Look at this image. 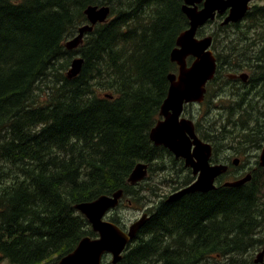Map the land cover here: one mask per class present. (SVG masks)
<instances>
[{"label": "trees", "instance_id": "obj_1", "mask_svg": "<svg viewBox=\"0 0 264 264\" xmlns=\"http://www.w3.org/2000/svg\"><path fill=\"white\" fill-rule=\"evenodd\" d=\"M183 5V0H0V259L59 264L84 238L98 237L76 206L121 189L129 195L128 179L139 163L152 171L154 161L170 155L150 133L162 119L168 76L178 72L171 53L189 28ZM89 6L110 7V18L77 49L67 50V40L88 23ZM259 11L254 6L228 28L241 41L257 36ZM220 41L227 44L214 47L218 66L209 96V87L223 82L228 70L241 69L234 66L230 36ZM259 42L253 46L260 49ZM75 57L83 59V67L70 79ZM253 69L264 85V57ZM246 87L241 84L220 128H232L256 149L264 141V90L255 96ZM214 147L217 154L222 149L216 141ZM251 176L240 187L160 201L119 264H231L225 260L231 255L239 264H255L253 254L264 247L258 186L264 168ZM192 183L188 172L178 186Z\"/></svg>", "mask_w": 264, "mask_h": 264}, {"label": "water", "instance_id": "obj_2", "mask_svg": "<svg viewBox=\"0 0 264 264\" xmlns=\"http://www.w3.org/2000/svg\"><path fill=\"white\" fill-rule=\"evenodd\" d=\"M255 0H183V12L189 20V28L180 34L177 47L171 53V60L178 66V73L168 76L170 83L168 96L161 106V120L150 133V139L156 146H163L170 150L176 158L183 159L186 167L193 170L197 180L177 197L199 188L204 191L215 189L216 179L225 170L219 166H211L212 148L196 135V127L192 120L182 117L184 107L188 104L203 103L207 92V85L215 77L217 58L212 50L213 37H198V31L209 22L218 17L225 19L222 26L239 23L245 18L250 9V4ZM111 10L109 7L89 6L84 14L89 24L78 29V34L65 45L67 50L77 49L87 34L93 32L97 24L108 21ZM193 61L189 65L188 59ZM83 67V60L76 58L71 64L67 76L70 79L77 77ZM247 74L240 78L246 82ZM260 165L264 168V150L260 158ZM149 165L139 163L128 182L135 186L148 177ZM249 174L245 178L227 183L228 187H240L251 180ZM176 195V194H175ZM174 196V195H173ZM123 191L120 190L112 196L103 195L95 201L76 206L92 225L99 238L83 239L73 253L63 258L59 264H102L105 254L113 257V264H118L123 258L129 243L137 236L138 232L148 221V215L136 221L123 231L119 226L105 221L107 213L118 207ZM256 264H264V247L258 254Z\"/></svg>", "mask_w": 264, "mask_h": 264}, {"label": "rangeland", "instance_id": "obj_3", "mask_svg": "<svg viewBox=\"0 0 264 264\" xmlns=\"http://www.w3.org/2000/svg\"><path fill=\"white\" fill-rule=\"evenodd\" d=\"M251 6L252 8L254 6H258L260 10H262L259 11L258 17L259 23H261V33H258L257 36L252 34L248 39L241 41L238 33L231 32V30H233L234 28H226L224 30H221V21H217L218 23L216 24L211 23L199 32V38H204L206 36L212 35H214V37H217L218 41L214 45V47H216V51L218 48H221L227 44L220 40L224 35H229L230 41H232L231 43L233 44L231 50L235 52L233 58L234 66H236V68H239L240 66L241 69L236 71L228 70L225 74V79H223V82H216L209 87L210 96L207 98L206 102L202 104V106H190L188 108V111L185 112V117L192 119L194 122L196 121V123L199 124L201 129L205 132V136H218V139L215 140L217 150L219 149L220 145H222L223 147L232 145L233 148H236V154L238 153L239 157L245 158L246 164H252V169H254L257 167V163H259L263 147L259 150L252 149L250 148L251 145L248 143V141L245 138H242V135L232 128H227V130H223L220 128V119L222 118V116H225L227 114L230 108L234 107L237 95L242 92L241 84L243 82H228L227 80L230 81L228 76L233 74L250 75L252 79H254V81H248L243 84L247 85L245 90L249 91L251 95L261 96L262 91L264 90V85L261 81L262 79L258 78L257 73H255L253 69V66L257 64V61L259 62V60L264 57L263 46L259 42V40L261 41V38H264V0H256L251 3ZM87 24H89V22ZM76 34H78V30ZM71 39L72 38L68 39L67 41ZM258 42L260 45V49L253 46L255 43L258 44ZM245 47H247L246 51L243 50ZM257 57H259L258 60H256ZM76 58L78 57H75L74 59ZM207 124H210V134H208L207 132ZM203 131H199V135L203 134ZM254 137H258V135ZM247 151L251 152H248L246 156ZM176 160H178V158H176L173 153L172 155L170 153V155H165L162 158L154 161L153 163L155 169L151 171L150 168L148 171V177L145 180L135 186H130L132 188L129 195H125L123 190V197L119 202L120 205L116 210L108 213L106 220L111 222L115 221L122 226H129L136 220L140 219L143 214L149 213V211L152 210L158 204V202L166 198L168 195L170 196L171 193L175 191V187L178 186V183L184 180L188 172L189 176L193 179V182H195L197 180V177L194 175L193 171H191L190 169H186L185 162L179 163ZM242 171H244V169H242ZM246 175L235 172V174L233 175L223 176L220 181L221 183L234 182L240 180L241 178H244ZM260 182L262 184H258V186H260L261 188V201L264 202V178H260ZM135 244L136 242L133 245ZM259 252L260 249H257V251H255V253L253 254L254 259ZM31 255L32 251H30V254H27L25 258L28 260L29 258H31ZM225 260H228L231 264H239V260H237L235 256L232 255L230 258H226ZM0 264L11 263L1 257ZM102 264H112V262L109 257H105Z\"/></svg>", "mask_w": 264, "mask_h": 264}, {"label": "flooded vegetation", "instance_id": "obj_4", "mask_svg": "<svg viewBox=\"0 0 264 264\" xmlns=\"http://www.w3.org/2000/svg\"><path fill=\"white\" fill-rule=\"evenodd\" d=\"M223 19H225V17H218V19L216 20V21H213V22H209L207 25H209V24H211V23H213V24H216V23H218L217 21H223ZM221 22H220V29L221 30H224V29H226V28H228L230 25H232V24H229L228 26H222L221 25ZM206 25V26H207ZM206 26H204V27H206ZM204 27H202L201 29H199V32L204 28ZM212 37L213 38H215L214 37V35H212ZM214 42L215 41H213V47H212V49L214 50ZM260 43H261V45L263 46V50H264V38H261V41H260ZM214 52V54L216 55V52H215V50L213 51ZM217 56V55H216ZM235 75V77H232V78H229L230 79V81L231 82H234V83H236V82H243L240 78H239V76H238V74H234ZM248 80V79H247ZM248 82V81H247ZM244 83V82H243ZM207 92H208V89H207ZM206 92V94H205V99H204V101H203V103H201L200 105L202 106V104H204L205 102H206V100H207V98L209 97V94ZM193 105H197V104H188V105H185V107H184V111H183V114H182V117H184V118H187V117H185V112H187L188 111V108L190 107V106H193ZM189 119V118H188ZM195 123V125H197V123H196V121L194 122ZM198 130H197V127H196V134H197V136H198V138L200 139V140H202L204 143H206V144H211L212 146H213V157H212V159H211V162H210V164H211V166H219V165H222V166H226V167H228V171H227V173H225L224 175H222V176H220L217 180H216V187H219V186H224L225 184H227V183H230V182H223V183H221V178L223 177V176H227V175H233V174H235V172H239V174H241L242 173V175L244 174V175H246V174H251V171L252 170H258V168H261V166H260V159H259V163H257V167L256 168H254V169H252V164H246V160H245V158H242V157H239L238 156V153L236 154V148H233L232 147V145L231 146H226V147H223L222 146V149L220 150V152L217 154V152H216V150H215V147H214V144H215V141L212 139V137L210 136L209 138H207V139H205L203 136H201V135H199V133L197 132ZM263 144H264V141L263 142H261V144L259 145V147L258 148H252V149H255V150H259V149H261L262 147H263V149H262V152H263V150H264V146H263ZM248 152H251V151H247L246 152V156H247V154H248ZM217 154V155H216ZM261 155H262V153H261ZM261 157V156H260ZM234 159V160H233ZM183 160V159H182ZM184 161V160H183ZM185 162V161H184ZM186 166V165H185ZM187 169H190V168H188V167H186ZM263 168V167H262ZM242 169H244V171H242ZM241 177H243V176H241ZM194 183V182H193ZM192 183V184H193ZM192 184H190V185H192ZM187 187H189V186H187ZM187 187H181V188H177V189H175V191H173L172 193H171V195L169 196H167L166 198H164L163 200H165L166 199V202L169 200V198L172 196V195H174V194H176V193H178V192H180V191H182V190H184L185 188H187ZM207 194V193H206ZM202 195H204V194H202ZM187 196V195H186ZM163 200H161V201H163ZM179 201V200H178ZM174 202H177V201H174ZM159 203V202H158ZM168 203H173V202H169L168 201ZM127 252V251H126ZM126 252H125V254H126ZM125 254H124V256H125ZM123 259H124V257H123Z\"/></svg>", "mask_w": 264, "mask_h": 264}, {"label": "bare ground", "instance_id": "obj_5", "mask_svg": "<svg viewBox=\"0 0 264 264\" xmlns=\"http://www.w3.org/2000/svg\"><path fill=\"white\" fill-rule=\"evenodd\" d=\"M103 7H104V6H103ZM106 7H108V6H106ZM109 8H110V7H109ZM81 59H82V58H81ZM82 60H83V59H82ZM69 70H70V69H69ZM69 70H68V71H69ZM210 146H211V148H212V156H211V159H212V157H213V146H212L211 144H210ZM262 153H263V152H262ZM260 158H261V157H260ZM210 162H211V160H210ZM260 166H261V165H260ZM219 167H222V168H224V170H225V172H224L222 175H224L225 173H227V171H228V167H226V166H222V165H219ZM261 167H262V166H261ZM222 175H220V176H222ZM220 176H219V177H220ZM219 177H218V178H219ZM218 178H217V179H218ZM217 179H216V180H217ZM194 183H195V182H194ZM194 183H193V184H194ZM230 183H231V182H230ZM214 185H215V189H216V188H217V187H216V181H215V184H214ZM190 186H191V185H190ZM190 186H189V187H190ZM224 186H225V187H228V186H226V184H225ZM187 188H188V187H187ZM187 188H185V189H187ZM185 189H184V190H185ZM215 189H213V190H215ZM184 190L178 192V194L181 193V192H183ZM213 190H211V191H213ZM209 192H210V191H209ZM206 193H208V192L202 190V188H199V189H197V190L194 191V192H188V193L182 194V196H179V197H177L178 194L176 193V195H175V194H174V196L172 195V196L169 198L168 201H169V202H174V201H178V200L182 199V198L185 197L186 195H192V194H206ZM140 231H141V230H140ZM140 231H139V232H140ZM165 231H166V230H165ZM139 232H138V234H139ZM138 234H137V236H138ZM137 236H136V238H137ZM136 238H135V239H136ZM126 251H127V250H126ZM126 251H125V252H126ZM125 252H124L123 255H122L123 257H124ZM259 253H260V252H259ZM259 253H258V254H259ZM258 254L256 255V258H257V256H258ZM106 255H110V254H105L104 257H105ZM104 257H103V259H104ZM111 257H112V256H111ZM256 258H255V260H256ZM103 259H102V260H103ZM122 259H123V258H122ZM255 260H254V263H255ZM121 261H122V260H121ZM255 264H256V263H255Z\"/></svg>", "mask_w": 264, "mask_h": 264}]
</instances>
